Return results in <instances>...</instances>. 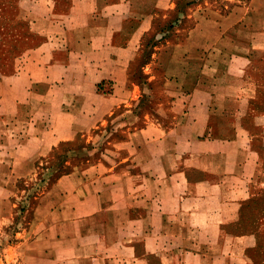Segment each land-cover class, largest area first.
I'll return each instance as SVG.
<instances>
[{"label":"crops","instance_id":"0c3cea01","mask_svg":"<svg viewBox=\"0 0 264 264\" xmlns=\"http://www.w3.org/2000/svg\"><path fill=\"white\" fill-rule=\"evenodd\" d=\"M179 1L37 9L42 40L3 77L0 264H252L237 223L264 194V0Z\"/></svg>","mask_w":264,"mask_h":264},{"label":"rangeland","instance_id":"374dc122","mask_svg":"<svg viewBox=\"0 0 264 264\" xmlns=\"http://www.w3.org/2000/svg\"><path fill=\"white\" fill-rule=\"evenodd\" d=\"M38 1L39 0H0V98L3 97V77L6 74H13L17 70V57H21L28 48L35 46V44L42 40V37L35 34L31 27L32 21H34L36 17L37 9L41 7L44 2V0ZM56 1L63 5L68 3V0ZM206 2L214 5L229 4V0H191L189 4H187L188 2L186 0H180L178 7L186 8L189 12V10L191 11V7L194 8L197 4L206 5ZM177 17L178 15H175L173 12L166 18L161 17L157 27L145 36L142 52L134 63L135 74H137L138 66L144 58L152 57L154 53L157 52L160 37L163 35L162 33L168 29L171 22L177 20ZM183 22H185V20ZM191 22V19L187 20L188 24H191ZM118 128L119 127L114 124H107L96 129L94 132L97 138L103 134L106 136L103 140V144L104 147L107 148V152L111 153V151L115 149L117 139H119V137H124V135L122 137V132L118 130ZM68 145L69 144H64L63 147H68ZM62 151L63 149L61 147L52 160L58 161L61 157L60 154L62 155ZM106 161H108V159ZM54 175H56V173H54ZM36 180L38 179L33 177V179H29L28 181L34 182ZM240 216L241 221L237 223L239 229L251 232L253 235V243L250 244L247 249L248 257L252 264H264V194H258L252 197L243 207Z\"/></svg>","mask_w":264,"mask_h":264}]
</instances>
